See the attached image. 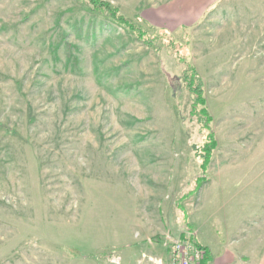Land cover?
<instances>
[{
  "label": "rangeland",
  "instance_id": "obj_1",
  "mask_svg": "<svg viewBox=\"0 0 264 264\" xmlns=\"http://www.w3.org/2000/svg\"><path fill=\"white\" fill-rule=\"evenodd\" d=\"M102 1L160 51L76 0H0V264H138L157 225L264 220V0Z\"/></svg>",
  "mask_w": 264,
  "mask_h": 264
},
{
  "label": "crops",
  "instance_id": "obj_2",
  "mask_svg": "<svg viewBox=\"0 0 264 264\" xmlns=\"http://www.w3.org/2000/svg\"><path fill=\"white\" fill-rule=\"evenodd\" d=\"M159 220L161 223V214ZM219 229H214L210 234L209 232L208 234H202L200 230L194 232L195 237H202L201 242L196 239V244L207 251L209 257L207 264H264V220L247 227L244 224L238 227L225 224L220 225ZM146 232H152L151 235L157 238L155 246L149 247L150 251L142 252L138 264H156L155 260L159 258L152 255L151 252L157 251L156 247L161 246L169 254V246L165 244V236L169 235L170 232L162 224L157 225L155 230L146 229L142 240L144 242L149 240ZM218 233L222 236V242L216 238ZM185 235V233H182L180 239L187 238ZM188 236L190 237V234Z\"/></svg>",
  "mask_w": 264,
  "mask_h": 264
},
{
  "label": "trees",
  "instance_id": "obj_3",
  "mask_svg": "<svg viewBox=\"0 0 264 264\" xmlns=\"http://www.w3.org/2000/svg\"><path fill=\"white\" fill-rule=\"evenodd\" d=\"M79 3L89 6L94 13L105 16L109 21L116 24L118 27L124 29L127 33L131 34L133 38L139 42H142L148 48L158 53L159 40L161 35L153 32V29L148 25L140 26L136 22L130 21L125 15H123L118 7H115L111 3L102 0H76ZM161 37V38H160ZM182 83L186 86L187 91L193 97L194 110L197 111L200 116L207 118L206 128L212 123V119L208 118L206 100H205V83L197 70L193 66H187L181 75ZM217 148V142L212 133H209L208 140L202 147V164L201 169L204 173L207 172L210 162L212 160L213 152ZM198 189H200L205 183L206 179L201 178L198 180ZM187 239V238H184ZM183 239V240H184ZM190 240V238H189ZM209 257L207 254L206 260L203 262L207 264Z\"/></svg>",
  "mask_w": 264,
  "mask_h": 264
},
{
  "label": "built area",
  "instance_id": "obj_4",
  "mask_svg": "<svg viewBox=\"0 0 264 264\" xmlns=\"http://www.w3.org/2000/svg\"><path fill=\"white\" fill-rule=\"evenodd\" d=\"M166 246H169V255L155 260L156 264H203L207 251L189 239H174L167 235Z\"/></svg>",
  "mask_w": 264,
  "mask_h": 264
},
{
  "label": "water",
  "instance_id": "obj_5",
  "mask_svg": "<svg viewBox=\"0 0 264 264\" xmlns=\"http://www.w3.org/2000/svg\"><path fill=\"white\" fill-rule=\"evenodd\" d=\"M114 262L119 263V260H114Z\"/></svg>",
  "mask_w": 264,
  "mask_h": 264
}]
</instances>
